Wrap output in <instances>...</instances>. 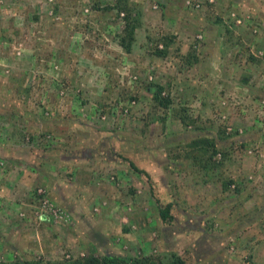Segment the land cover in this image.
Returning a JSON list of instances; mask_svg holds the SVG:
<instances>
[{
  "label": "crops",
  "instance_id": "obj_1",
  "mask_svg": "<svg viewBox=\"0 0 264 264\" xmlns=\"http://www.w3.org/2000/svg\"><path fill=\"white\" fill-rule=\"evenodd\" d=\"M184 1L114 0L105 6L102 0H55L54 12L69 18L76 9L92 5L90 14H83L89 17V23L78 25L73 34L65 26L61 35L54 25L47 24V41L33 42L23 56L16 52L15 81H29V77L35 81L33 71L39 73L35 88L42 92H37L36 99L45 109L38 111L20 103L24 97L18 95L13 83L7 89L0 87V120L12 121L7 130L0 126V157L8 163L0 171L3 260L13 250L43 253L55 242V236L60 239L58 232L64 229L67 231L61 240L67 246L92 248L87 236L70 231L74 230L72 226L75 230L78 226L79 230L85 228L88 236L104 238L105 245L111 236L112 246L117 239V245L126 244L130 251H140L144 256L155 247L153 235L157 233L164 245L175 241V245L181 242L190 246L193 264H264V150L239 160L216 162L215 157H209L211 148L229 136L218 126L222 112L229 114L236 128L243 129L239 144L244 148L264 140V113L259 112V102L264 101V59L248 54L252 47L262 51L264 57V0H221V5L218 0L217 6L200 11L187 8ZM122 9L138 23L135 43L128 53L117 41L120 27L116 13L125 14ZM224 9L250 12L260 25L259 33L252 34L248 25L228 27L217 15ZM5 18L15 21L16 15ZM197 34H202L201 41H194ZM151 42L163 44V56L150 52L145 43ZM96 50H103L110 64L121 62L157 78L169 76V97L174 93L185 101L194 97L201 100L200 121L186 128L181 124L183 110L167 108L159 111L164 114L160 120H152L145 129H135L127 122L125 127L111 132L105 125L96 124L93 105L124 98L112 74L104 72L99 80L96 71L90 72L91 67L95 70L107 64L102 58H93L94 64L85 61L83 57L97 55ZM188 58L194 61L185 66L183 62ZM77 61V68L85 69L83 77L73 69ZM58 81L98 82L88 84V97L79 99L69 90L65 98L58 96ZM151 85L140 90L139 85L132 84L128 96L140 102L148 97L150 100ZM12 92L14 97L8 94ZM227 98V105L219 108ZM86 102L93 105L83 118L77 109ZM59 105L66 107L63 114L47 115L46 110ZM18 110L24 112L19 114ZM73 110L77 112L72 114ZM19 117L32 135L54 134V143L44 148L21 147L22 128L16 124ZM194 140L202 142L194 148ZM59 147L69 151H60ZM111 174L118 183L109 180L114 177ZM230 183L235 184V189L230 188ZM39 186L45 188L53 203L72 215L71 227L31 224V211L38 201L33 189ZM100 201L109 204L94 212L93 207ZM167 204L171 205L169 213L173 218L169 224H177L169 233L171 225L162 222L158 213V208ZM20 212L25 214L22 220L18 219ZM125 218L126 225L122 224ZM185 230H191L196 238L190 240ZM230 238L233 242L228 241L223 250ZM232 244L238 249L230 256L228 248Z\"/></svg>",
  "mask_w": 264,
  "mask_h": 264
},
{
  "label": "rangeland",
  "instance_id": "obj_2",
  "mask_svg": "<svg viewBox=\"0 0 264 264\" xmlns=\"http://www.w3.org/2000/svg\"><path fill=\"white\" fill-rule=\"evenodd\" d=\"M104 1L103 4L105 6L109 5V4H113L114 0H102ZM221 0L219 2V5H221ZM55 5V0H0V87L3 89H7L9 88V83H13L16 87L15 90L18 89V95H22V97H24V99L21 100L20 103H23L25 106L29 107V108H35L38 111L39 110H44V106L42 105L43 103L38 99H36L37 97V92L40 93L42 91H40L39 89L35 88L38 85V81H36V77L39 75V73H37L36 71H33V77L35 81H30V77H29V81H15V63H14V58L17 57V51L18 54H20L21 56H23L24 54V50L27 48V46H32L33 42H45L47 41V38H45L47 35L45 33V26L48 25H54L56 27V29L59 31V35H61L64 31H65V26L69 27L71 29V34L74 33V31L76 32L75 28L78 25H84V24H88V18H84V15H89L90 14V10L92 9V5H88L84 8H81L79 10H75L74 14L72 15L71 18L64 16L61 14V12L56 11L54 12L53 8ZM112 8L115 9V6L113 5ZM84 9V10H83ZM222 10V9H221ZM225 10V9H224ZM229 9H226L225 11H223L222 13L217 15L221 18V17H225L226 15V11ZM117 11V10H116ZM116 13V12H115ZM123 13V12H120ZM120 13H116L118 19V24L120 27V32L118 34V42L121 39L120 37L123 36V31L124 28L126 26V22H125V14H124V18L121 19ZM16 15V19L15 21H13L12 18H5V17H11V15ZM35 17H37L38 19L35 20ZM129 23L135 25V27L137 28L138 23H136L135 21L132 20V18H130V20L128 21ZM250 27V26H249ZM251 29V27H250ZM136 30V29H135ZM91 31H96L94 29H92ZM14 34H18L20 37H18V35H14ZM12 35V36H11ZM57 34H54V37L59 36ZM92 35V34H91ZM45 36V37H44ZM94 36V35H92ZM58 40V39H57ZM191 41V38L189 39ZM69 41L72 43L73 41L71 39H69ZM135 43V31H134V41L130 44V48L132 49L133 44ZM153 42H151L152 44ZM61 45H63L60 42ZM119 46L120 42L118 43ZM147 44V48H149L150 52H152L153 55H156L155 52H153L156 49V46L158 44L153 43L152 44V48H151V44L149 45ZM163 46L162 43H159ZM154 46V48H153ZM122 47V46H121ZM146 48V49H147ZM123 49V48H122ZM250 49H254L252 47H249ZM148 50V49H147ZM148 50V51H149ZM164 50V47H163ZM248 50V54L250 55ZM99 53L96 55H92V57H83L88 61H92L94 64V60L98 59V58H102L104 59V62H107V64L104 66V68L98 67L97 69H93L91 67L90 72L92 74H94V71L97 72V79L100 80L102 74L104 72L108 73V74H112L113 76V80L115 83V87L120 86V91H123V96L124 98H120L118 100L115 101H110L107 104H103L102 106H93L89 105L90 102H86V103H82L81 106L78 107L77 111H79V115L83 118H85L88 115V111L90 109V107L92 106V108H95V118L97 120L98 123L96 124H102L105 125L104 127L109 129L111 132H114L117 127L121 128L122 126L125 127V125L127 124V122H129L130 124L128 125H134L133 127L135 129H140V128H146V126L148 124H150V122H152V120L154 122L160 120L162 118V115L164 116V114L159 113V111H163V109H167V108H162L160 106H158L156 104V102L153 101V91H151V99L150 100H143V102H145V104L143 102H140V100L136 99L135 96H132L131 94L128 96V92L130 91L129 88H131L132 84H129V81L133 79V77H136L137 79L134 80L136 81V84L139 85L137 86L138 88H140V90L145 89L146 86L148 84H156L157 82L162 83V87H164V90L166 91V93L169 92L171 86H170V80L168 79L169 76L167 77H155V74H151L154 76V81H152V83H148L147 82V77L145 76V74H142L141 70L137 71L132 69L129 65L123 64V63H116L113 62L112 64H110L109 60L106 57V53L103 52V50H96ZM124 52H126L123 49ZM128 53V52H127ZM100 54V55H99ZM244 55V54H243ZM199 56V55H198ZM248 56V55H247ZM251 56V55H250ZM253 57V56H252ZM7 59L8 61H5L3 59ZM21 58V57H20ZM255 59H264V57L262 58H255ZM81 60V59H79ZM83 61V59L81 60ZM120 61V60H119ZM194 61V59L188 58L186 60H184L183 64L186 65H190L189 63H192ZM243 57L241 59V62H243ZM183 65V66H184ZM79 67V63L78 61L76 62L74 71H76L78 74V77H83V73H85V69L83 68H77ZM84 67V66H82ZM83 75V76H82ZM36 78V79H35ZM170 78V77H169ZM171 79V78H170ZM196 81H201V80H196ZM98 81H88L86 83V81H77L76 83L72 82V81H58L59 83V87H57L56 93L58 96L65 98L66 95L68 94V92L66 91H72L74 92V95L79 96V99H85L86 96V91L85 90L88 86V84H91L92 86L95 85V83ZM135 84V83H134ZM151 85V86H152ZM133 87V86H132ZM49 88V87H48ZM36 89V90H35ZM14 90V93H15ZM127 91V92H126ZM55 92V91H54ZM146 92V91H145ZM9 95L11 94L13 97V92L12 93H8ZM30 94V95H29ZM188 94H193L191 92H188ZM175 94H171L170 99L172 102L170 103L168 109L170 111L174 110L175 108L177 109H182L183 110V115L182 118L186 119L188 124H184L181 121V124L184 125V127L188 128L189 126L192 127V124H194L195 120L196 121H200L201 118V114L199 115V111L201 110V100L198 99V97H194L193 99H191L190 101H185L184 99H181L179 96H174ZM69 100H71L69 98ZM123 101L124 103H126L127 101L130 100H135L136 104L135 106L132 108V110L130 111L129 117H123V118H118L117 122H115L114 124L111 121H103L102 123L99 122V115L100 114H107L108 116L111 115L112 113L115 114L114 111V106L115 104L119 101ZM11 101V100H10ZM14 105V104H13ZM220 105V104H219ZM26 107V108H27ZM224 108V106H221L219 108ZM119 109V108H117ZM66 110V107L64 106H57L56 109L53 110H46L47 115H51V114H55V113H59V114H63V112ZM116 110V109H115ZM75 110L72 111V114H75L74 112H77ZM113 111V112H112ZM156 111V112H155ZM24 111H20L18 110V113L21 114ZM66 113V112H65ZM172 114V113H171ZM222 115L225 116V119L222 120ZM173 116V114H172ZM153 117H155L153 119ZM180 120V119H179ZM136 122V123H133ZM11 122L12 121H1L0 120V126H3L5 128V130L9 129L11 126ZM207 122V120H205V123ZM17 127H21L22 131L21 132V147L30 149L33 147H39L40 148H44V146H49V144L54 143V134L52 133H41L38 135H32V133H30L26 128L28 126H26L27 124H25L24 122H21L20 117L19 120H17ZM75 124V123H72ZM71 124V125H72ZM202 124V123H201ZM219 124V125H218ZM218 126H220L222 128V130L229 135L228 137L225 136L226 141H224V143L219 144V148L217 150L221 151L222 153H216L215 157V161L218 162L219 160H239L242 157H246V156H253L255 157L254 154H248L246 152V148H244L243 145L239 144L240 143V137L237 134L234 133H227L225 128L226 127H230L231 129L237 131V130H243L241 127L236 128V126H234V123L231 122V119L229 117L228 113H221V115L219 116V122H218ZM77 125V123H76ZM205 126V125H204ZM189 127V128H190ZM192 130V128H191ZM24 131V132H23ZM187 131H190L187 129ZM146 137H148L149 135L147 133H145ZM144 136V137H145ZM153 136H156V133H154ZM228 138V139H227ZM231 139H233V141H235L236 143H234ZM188 141V139H187ZM197 141V140H194ZM192 141V142H194ZM232 141V142H231ZM191 142V144H192ZM223 142V140H222ZM236 144V145H235ZM216 146V147H218ZM234 146V147H233ZM216 147L211 148V149H216ZM178 148V147H177ZM60 151L63 152H68L69 150L67 148L64 147H59ZM2 154V153H1ZM220 155V157H218L217 155ZM1 160H4L3 157H0ZM6 162V161H5ZM6 166H8V163L6 162ZM12 168V167H11ZM15 168V167H14ZM20 168V167H17ZM13 169V168H12ZM1 171V170H0ZM114 176L115 174H111V176ZM110 181L114 182V183H118V180H116L115 176L113 178V180H111L109 178ZM227 181H231V180H227ZM233 183H230V185ZM235 185V184H234ZM41 188H43L45 190V188L43 186H39ZM39 187H35L33 189V194L35 193L36 189H38ZM231 188V187H230ZM232 189V188H231ZM235 189V188H234ZM45 195H47V198L50 199L48 192L45 190ZM37 197V196H36ZM38 199V198H37ZM51 200V199H50ZM52 201V200H51ZM53 203V202H52ZM54 205H56L55 203H53ZM109 204L108 201H100L97 205H95L93 207V211L97 212L96 210H100L101 207H107ZM57 207L61 208L66 214L70 215V219L69 222H64V221H60V222H54L51 221L50 219H46V220H40L39 216H38V201L36 202V205L33 207L32 211H31V224H42L45 223L49 224L51 226H61L62 228L67 226V227H71L74 224V220L72 218V215L65 210L64 208L56 205ZM131 205H128L126 208L128 211H131L130 208ZM109 208V207H108ZM23 214L22 217L19 216V214ZM18 214V219L22 220L23 218H25V214L23 212H20ZM34 220V221H33ZM170 222H168V226L171 225V228L168 229V233L171 232L173 230V226L176 227V223L174 222L173 225L169 224ZM122 224H128L127 218H125L122 221ZM60 227V228H61ZM74 228V230L71 228V232L73 234L75 233H80L81 237L82 236H87V238L90 239V241H87V243H90L92 248L89 247L88 250L86 249H80V244L78 245H74V244H69V246H67L68 244L65 243V241L61 240L63 235L65 234V231H67L66 229H64L63 231H59L58 234L60 236V239L55 236V242H52L51 245L48 246V248H46L45 251H43V253H35V252H29L28 250L26 251H10L12 252L10 256L4 257L3 260V255H0V261L10 264L13 263L14 261L20 260V261H25V260H36V259H43L45 261H59V260H72L74 259H82L84 257L87 256V254H94L95 256H102V255H116V256H123V257H132V258H140V257H149L151 256L152 258H154L156 261L159 259H164L162 260L165 264L167 262V257L168 255L173 252L175 253V255H177L178 257H180L186 264H193L192 260H191V252H190V246L186 247V244L183 243L184 245H182V243L180 242L179 245H175V241L171 242V246L169 245H164L163 242V238L160 240L159 239V235L156 233L155 235H153V239H154V244L155 247L153 246V248L151 249V252H149L146 256H144L140 251H130L129 246L126 244H121L120 246L117 245L119 242V240H115L113 241V246L110 244V238H112L111 236L108 237V244L105 245L106 243L104 242L105 239H97L95 237H91V235H87L89 232L85 230V228L81 227V230H79V227L77 226L76 230L75 227L72 226ZM136 228V227H135ZM137 229V228H136ZM135 229V230H136ZM183 232H188L189 233V239L190 240H194L196 237H192V235H194V233H190L192 232L191 230H185ZM191 234V235H190ZM93 236V235H92ZM104 237H106L104 235ZM93 238V239H92ZM92 239V240H91ZM61 240V241H59ZM232 243L233 242V238H230L229 240H227V242L224 244L223 250L225 248H227V243ZM95 242V243H94ZM96 245H94V244ZM119 248H117V246ZM33 246V244H32ZM233 247L234 248V252H230V248H228L227 253L230 254H235V252H237L238 247H236L235 244L230 245L229 247ZM79 247V248H78ZM220 247V246H219ZM155 248V249H154ZM26 249V248H25ZM188 251H185V250ZM222 249V248H221ZM136 251V252H135ZM221 251V250H220ZM45 252V253H44ZM66 255H71L69 259L66 258ZM82 255V256H81ZM162 262V263H163Z\"/></svg>",
  "mask_w": 264,
  "mask_h": 264
},
{
  "label": "built area",
  "instance_id": "obj_3",
  "mask_svg": "<svg viewBox=\"0 0 264 264\" xmlns=\"http://www.w3.org/2000/svg\"><path fill=\"white\" fill-rule=\"evenodd\" d=\"M184 4L187 8L189 9H193L195 11H200L206 7H210V6H217L218 5V0H185ZM156 8V7H155ZM121 19L124 18V14L120 13ZM223 21L226 25H228V27L234 26V27H241V26H245L248 25L251 27V32L254 35H257L259 33V28L260 25L256 22V20L254 19V16L248 12V11H241V10H237V9H229L226 11V15L225 17L223 16ZM194 41H201L203 39L202 34H197L193 37ZM156 49L158 50H162L163 46L161 44H158L156 46ZM249 53L251 56H253L254 58H262L263 57V52L260 50H255V49H250ZM145 76L147 77V82L148 83H152V81H154V76L149 74H145ZM136 77H133L132 81H129V84H136ZM59 87V86H58ZM168 93H166V91L164 90V92L161 93L162 96H166ZM228 102V98L224 99L221 102L222 106H226ZM260 111L262 112L260 114L263 115L264 111L262 109V107L264 106V101H260ZM136 101L135 100H130L127 101L126 103H124L123 101L119 100L114 108L115 114L112 113L111 115H107V114H100L99 115V122H103V121H111L113 124L115 122H117L118 118H123V117H129L130 111L132 110V108L135 106ZM119 108V109H117ZM113 112V111H112ZM225 119V116L222 115V120ZM227 133H234L237 135H241L242 134V130H233L230 127H226L225 128ZM264 150V140L261 142H257L251 146H249L246 149V152L248 154H254L255 156H257L261 151ZM218 157H220V155H217ZM6 167V162L4 160L0 159V170H3ZM111 180H113V177L110 178ZM231 188L234 189L235 185L232 184ZM35 196H37L38 198V216L40 220H46V219H50L51 221L54 222H60V221H64V222H69L70 219V215L66 214L61 208L57 207L56 205H54L52 203V201L47 198V195H45V190L41 187H39L38 189H36ZM20 217L23 216V214H19ZM134 229V227H133ZM230 248V252H234V248L231 246ZM71 255H66V258L69 259ZM82 256V255H81ZM72 257V256H71ZM74 260V258L72 259Z\"/></svg>",
  "mask_w": 264,
  "mask_h": 264
},
{
  "label": "trees",
  "instance_id": "obj_4",
  "mask_svg": "<svg viewBox=\"0 0 264 264\" xmlns=\"http://www.w3.org/2000/svg\"><path fill=\"white\" fill-rule=\"evenodd\" d=\"M125 12V22L126 26L123 31V36L120 37L121 39L119 40L120 45L126 52H130L131 46L130 44L134 41V31L136 29L135 25L129 23L128 21L130 20L129 14L126 9H122ZM153 52L157 56H163L164 55V50H158L155 49ZM153 94H152V99L156 104L162 108H168L171 100L169 95L167 94L166 96H162L161 93L164 92V87L158 84H154L151 86ZM181 121L186 125L188 124L187 120L184 118H181ZM202 141L197 140L192 142V145L194 148H196ZM202 148V146H201ZM216 153H222L221 151L217 149H212L211 155L209 156L210 158L214 157ZM131 167L134 170H137L132 164ZM171 205L167 204L164 207H159L158 208V213L159 217L162 222L168 223L172 221V216L170 215ZM165 259V258H164ZM164 259H159L155 260L151 256L149 257H140V258H132V257H123V256H114V255H102V256H95L94 254H87L86 257L82 259H74V260H59V261H45L41 258L36 259V260H25V261H14L13 263L10 264H165L162 260ZM167 262L166 264H186L180 257L175 255V253L171 252L168 257L166 258ZM163 262V263H162ZM0 264H7L4 262L0 261Z\"/></svg>",
  "mask_w": 264,
  "mask_h": 264
},
{
  "label": "clouds",
  "instance_id": "obj_5",
  "mask_svg": "<svg viewBox=\"0 0 264 264\" xmlns=\"http://www.w3.org/2000/svg\"><path fill=\"white\" fill-rule=\"evenodd\" d=\"M114 178V177H113Z\"/></svg>",
  "mask_w": 264,
  "mask_h": 264
}]
</instances>
